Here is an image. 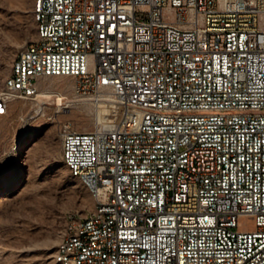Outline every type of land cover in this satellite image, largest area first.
Instances as JSON below:
<instances>
[{
    "label": "built area",
    "instance_id": "2783aa9c",
    "mask_svg": "<svg viewBox=\"0 0 264 264\" xmlns=\"http://www.w3.org/2000/svg\"><path fill=\"white\" fill-rule=\"evenodd\" d=\"M36 40L0 96L72 78L123 106L64 126L95 191L70 264H264V0H41Z\"/></svg>",
    "mask_w": 264,
    "mask_h": 264
},
{
    "label": "rangeland",
    "instance_id": "374dc122",
    "mask_svg": "<svg viewBox=\"0 0 264 264\" xmlns=\"http://www.w3.org/2000/svg\"><path fill=\"white\" fill-rule=\"evenodd\" d=\"M36 36L34 0H0V96L14 59ZM42 87L35 98H13L0 115V264H58L69 222L95 204L63 161L62 130L92 132L118 116L116 101L76 89L72 78H48Z\"/></svg>",
    "mask_w": 264,
    "mask_h": 264
},
{
    "label": "bare ground",
    "instance_id": "6f19581e",
    "mask_svg": "<svg viewBox=\"0 0 264 264\" xmlns=\"http://www.w3.org/2000/svg\"><path fill=\"white\" fill-rule=\"evenodd\" d=\"M40 3H41V0H34V20H35V23H36V26H37V32H38V27H40V23H41V7H40ZM22 52H24V50ZM22 52H20L16 56V58L14 59V61L12 63L9 82L11 81V78H12V70H18L19 61H20V57L22 56ZM9 82H8V87H9ZM62 100H63V98L61 96H59L57 98L58 106L61 105ZM113 105H116V104H113ZM116 106L118 108V116H117L116 120H114L113 123H117L121 119V117L123 115V111H124L123 106L121 104H118ZM113 123L109 124V125H103V126L106 127V128H109V127L113 126ZM63 153H64V143H63V148H62V154ZM63 161H64L66 167L69 169L71 175L73 177L79 178L80 181L93 193V195L95 197V191L93 189V186H92L91 183H89V181L86 180V177L83 176L82 174H78L76 172V170L74 169L73 163H69L68 160H64V159H63ZM90 212H95V204H94V208ZM71 233H72V225H70L68 227V230L66 231V233L62 237L60 243L58 244L56 253L54 255V260L58 264H70V262L65 261V259H64V251H63V249H64V247H66L68 245L69 240L71 238Z\"/></svg>",
    "mask_w": 264,
    "mask_h": 264
}]
</instances>
